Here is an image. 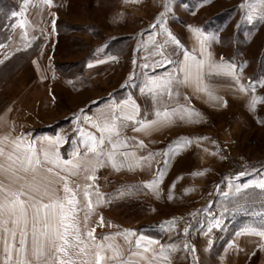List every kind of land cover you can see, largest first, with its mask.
<instances>
[{
	"label": "rangeland",
	"instance_id": "374dc122",
	"mask_svg": "<svg viewBox=\"0 0 264 264\" xmlns=\"http://www.w3.org/2000/svg\"><path fill=\"white\" fill-rule=\"evenodd\" d=\"M253 2L52 0L49 8L38 0L27 6L24 0H0V64L15 56L0 69V136L25 138L30 132L41 160V149L60 137L63 143L51 146L60 159L82 162L73 155L84 158L87 152V136L79 129L100 137L85 117L96 119L115 106L121 109L116 113L119 116L129 97L142 119L150 120L153 100L141 88L150 79L175 74L173 68L185 51L198 60L203 58L200 39L190 28L209 37L204 51L213 64L223 59L235 65L240 84L255 89L244 93L232 76L205 74L206 84L227 89H209L217 92L218 99L207 105L198 95L185 100L181 85H173L174 96L169 99L165 94L156 108L171 110L180 105L199 116L191 121L174 118L167 126L152 128L150 136L145 133L132 139L126 129L121 136L129 143L121 151L137 157L161 155H153L150 163L131 171L127 166L116 171L106 162L98 169L97 179L87 184L85 177L91 173L83 167L74 176L60 173L73 189L82 181V189L89 185L90 190L98 188L102 196L111 198L98 205L97 217H103V225L94 234L115 237L108 242L120 245L124 258L129 257V248L142 251L135 248V242L143 237L142 247L156 253L161 246H174L177 250L169 253L171 264H194L193 257L195 264H264V239L241 234L248 228L264 230V191L255 187L264 180V21L249 22V9L242 7ZM165 3L170 11L165 10ZM161 13H165L167 32L157 23ZM165 59L173 63H160ZM252 96L261 101L256 110L263 106L258 115L249 108ZM138 141L143 148L133 147ZM177 141L181 142L178 148ZM170 148H176L175 155ZM166 152L169 155H162ZM161 171L159 183L146 188ZM61 184L56 187L63 197ZM77 199L82 201L78 218L83 231V193ZM90 199L96 202L92 195ZM95 215L93 211L88 224ZM217 221L218 227L214 226ZM125 231L136 233L128 238L130 244L118 235ZM148 241L157 243L149 245ZM185 243L195 248L194 254L185 250ZM145 255L151 258L152 252ZM132 259L145 264L138 257Z\"/></svg>",
	"mask_w": 264,
	"mask_h": 264
},
{
	"label": "snow or ice",
	"instance_id": "6c2138e0",
	"mask_svg": "<svg viewBox=\"0 0 264 264\" xmlns=\"http://www.w3.org/2000/svg\"><path fill=\"white\" fill-rule=\"evenodd\" d=\"M31 2L32 0H24L26 6ZM126 2L138 3L139 0H126ZM204 2H210V0H204ZM38 4L47 5L49 8L53 6L52 0H38ZM164 7L166 11H170L167 3ZM242 7L249 9L247 13L249 22L257 19L264 21V0H254L253 3L242 5ZM13 15L17 14L13 13ZM164 15L165 13H161L157 23L160 25L161 31L167 32L163 20ZM53 25H55V20H53ZM20 27H25L24 22H21ZM190 31L200 39L201 54L203 55L209 37L197 28H190ZM167 35L169 40H172L179 47V42L172 37L171 33H167ZM26 36L27 33L25 32L22 38H26ZM161 55L163 54L161 53ZM183 57L179 68L174 70L175 74L169 73L166 78L150 79L141 88L142 93L147 89L154 105L161 102V98L165 94L169 99L172 98L173 85H194L196 92L204 93L213 100L218 99L209 91V85L205 83V66L209 69H216L217 72L225 71L231 75L241 92L247 93L249 88L252 91L255 90L251 85L247 87L241 85L240 78L235 75V65L226 64L223 59L219 64H213L210 55L204 60H198L195 55H190L186 51L183 53ZM160 63L173 62L165 59ZM240 67L242 70L244 65ZM180 74L183 76L182 79ZM176 95H179V92ZM187 99L185 97V100ZM259 102L261 101L252 96L249 104L250 110H255ZM120 110L119 106H115L109 113L101 114L96 119L85 117V120L91 122V126L100 133V137L97 138L90 133L86 134L83 129H79L82 136H87V152L84 154V158H81L79 153L73 155L77 161L82 160V162L74 163L72 160L60 159L59 152L51 147L63 143V139L60 137H57L55 141H50L49 148L41 149L43 156L41 160L34 145L24 144L23 136L15 138L10 135L0 136V176L9 181L8 184H4L3 180H0V244H2L3 253L0 257V264H110V262H114V264H138V261H134L132 257H138V260L145 261V264H156L157 261L171 264L169 253L177 250L174 246H161L159 252L156 253L150 247H142L141 241L144 238L140 237L135 242V248L142 249V251H133L129 248V257L124 258L122 247L108 242L113 241L115 237L104 236L102 241H98L94 235L95 228L88 227L87 221L93 214L96 205L109 203L111 198L106 199L96 188L97 200L96 205H94L90 199L92 194L88 190L89 185H85L83 192L86 206L83 208L85 220L82 231L81 222L78 218V213L82 210L80 201L77 199L79 186L73 189L70 187L69 179L60 175L61 172H68L70 176H74L83 167L86 173L89 171L91 173L85 179L95 181L98 169L104 167L106 162L111 164L116 171H120L125 166L129 171L136 167H142L144 163L151 162L153 155L161 154L150 153L146 157H137L134 152L121 151V149L129 148L128 138H121L122 132L129 127V121L132 122L133 131L147 132L154 127H164L173 123L174 118L191 121L193 116L200 115L193 109L184 106L178 105L171 110L165 106L164 109L156 108L155 119L141 121L137 119L140 109L132 97L124 102V110L118 116L116 113ZM105 141H107V145H111L110 149L107 148ZM186 143H191V141H186ZM180 144V141L176 142L177 148ZM9 145L11 151L6 150ZM136 146L143 148L144 144L142 141H138L133 145V147ZM169 151L173 155L176 154V148H170ZM89 153L92 154L91 157H89ZM162 155L167 156L169 153L166 152ZM118 157H123V159H118ZM164 163L167 167V160ZM47 165L50 167H44ZM41 168H44L47 176L41 174ZM163 175L164 172L161 171L156 179L144 186L149 189L153 188L159 183ZM240 175H244V173H240ZM57 184L62 186L63 197L57 195L59 191L55 187ZM255 187L264 191V180L256 182ZM237 191H239V186ZM169 198L171 199V196ZM98 223L103 225V217H100ZM169 223L174 224L175 221ZM214 226L218 227L219 221ZM185 233H187V229H185ZM241 234L255 235L264 239V230L257 231L248 228ZM118 235H122L125 241L130 244L131 241L128 238L135 236L136 233L125 231L118 233ZM147 243L152 245L157 242L148 241ZM184 248L193 254L196 251L187 243H185ZM261 249L264 250V244H261ZM149 252H152L151 258L145 255ZM193 261L195 264V257H193Z\"/></svg>",
	"mask_w": 264,
	"mask_h": 264
},
{
	"label": "crops",
	"instance_id": "0c3cea01",
	"mask_svg": "<svg viewBox=\"0 0 264 264\" xmlns=\"http://www.w3.org/2000/svg\"><path fill=\"white\" fill-rule=\"evenodd\" d=\"M194 36L192 35V38H193ZM194 44V43H193ZM192 44V45H193ZM193 48V47H192ZM205 52V51H204ZM191 55V54H190ZM207 55H209L208 53H204L203 54V58L201 59V60H204V59H206L207 58ZM183 59L184 58H182L180 61H178L177 62V64H176V67L175 68H173V70H175V69H178L179 68V66H180V62H182L183 61ZM209 72H211V74H213V75H219V76H225V77H231V75H229V74H227L225 71H219V72H217V70L216 69H209L207 66H205V74H209ZM180 78L182 79L183 78V76H182V74H180ZM217 87V88H216ZM215 89V90H217L218 89V91L217 92H220V90H224V92H226L227 91V89H226V87L224 88L223 86H220V88L218 87V85L216 86V85H209V89ZM172 91H173V89H172ZM217 92H216V94H217ZM173 93H174V91H173ZM181 96L182 97H187L188 99L189 98H194L196 95H198L204 102H205V104H207L208 105V103L209 102H212V101H214L213 99H210L209 98V96L208 95H206V94H204V93H199V92H196L195 91V86L193 85V86H184V85H181ZM216 94L214 93L213 95L215 96V97H217L216 96ZM174 96V94L172 95V97ZM183 98V99H184ZM264 105V104H263ZM263 106H258L257 107V110H256V107H255V110L252 112V114L254 115V113L256 112V114L258 115V114H260L263 110ZM155 110H156V106L154 105V103H153V101H152V104H151V109L148 111V114H149V118H150V120H153V119H155ZM141 115V114H140ZM139 115V117H137V119L138 120H141V121H143V119H142V117ZM128 124H129V127L128 128H126V130H128L129 131V136L131 135V138L133 139L134 137H133V135L135 136H138V137H142V134H145L146 133V136H150L151 135V133L149 132V131H147V132H145V131H140V132H136V131H133L132 130V122L131 121H129L128 122ZM138 126V125H137ZM16 136V135H15ZM18 137V136H17ZM24 144L25 145H28V144H32L33 145V142H32V135H31V133L29 132V133H26V136H25V138H24ZM6 150L7 151H11L12 149H11V146L9 145V146H7L6 147ZM41 174L43 175V176H47L48 174H47V172H41ZM23 175V174H22ZM90 175V174H89ZM29 179H30V177H29ZM38 179H39V177H38ZM0 180H3V182H4V184H8L9 183V181L8 180H6V179H4V177L3 176H0ZM87 181H89V180H86V182L84 183V184H87L88 182ZM92 182V181H91ZM90 183V182H89ZM57 185H55V187H56ZM77 186H79V191L77 192V194L79 195V197H80V199H81V196H82V193H83V191H84V189H82V186H83V182L82 181H78V182H76V184L74 185V189H76L77 188ZM91 188L89 187V192L92 194V197L93 198H95L96 200H97V198H96V196H95V190H90ZM57 195H58V192H57ZM80 202L82 203V201L80 200ZM93 204L94 205H96V202H93ZM99 206L98 205H96L95 207H94V211H95V216L91 219V221H90V223L88 224V227H90V228H92V227H94L95 229L98 227V226H100V224L98 223V221H99V217H97V215H98V213H99V208H98ZM96 231V230H95ZM95 235V234H94ZM96 236V238H97V240L98 241H102L103 240V235L102 236H98V235H95ZM2 255H3V253H2V244H0V257H2ZM110 264H111V262H110Z\"/></svg>",
	"mask_w": 264,
	"mask_h": 264
},
{
	"label": "trees",
	"instance_id": "16d2710c",
	"mask_svg": "<svg viewBox=\"0 0 264 264\" xmlns=\"http://www.w3.org/2000/svg\"><path fill=\"white\" fill-rule=\"evenodd\" d=\"M15 56L12 55V57H10L9 59L3 61L1 64H0V69H2L7 63H9L10 61H12L14 59Z\"/></svg>",
	"mask_w": 264,
	"mask_h": 264
}]
</instances>
